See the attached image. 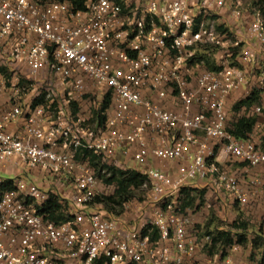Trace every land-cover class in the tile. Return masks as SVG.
I'll use <instances>...</instances> for the list:
<instances>
[{"label":"built area","instance_id":"1","mask_svg":"<svg viewBox=\"0 0 264 264\" xmlns=\"http://www.w3.org/2000/svg\"><path fill=\"white\" fill-rule=\"evenodd\" d=\"M241 1L92 0L86 11H74L68 3L0 0V67L15 72L11 78L0 72V94L8 99L0 111V166L19 163L49 184L42 187L25 174L0 176V264H239L236 255L245 248L238 244L223 258L205 257L211 236L192 230L179 211L184 188L211 190L223 201L226 195L242 209L264 194V150L254 134L243 140L227 131L229 100L246 86L245 70L230 51L219 57L217 71L190 61L198 43L224 42L204 19L193 30L212 12L226 14L238 34L243 30L264 45L262 10L244 9ZM144 15L151 18L148 29ZM250 44L241 60L259 66ZM30 81H50L55 89L36 90L34 82L21 87ZM91 86L96 110L111 93L106 121L95 129L80 111L73 115L72 106ZM32 90L28 100L24 94ZM43 94L46 102L34 105ZM170 100L177 110L164 107ZM263 111L264 99L254 109ZM83 151L119 166L118 158L133 153L149 181L144 203L128 204L120 217L90 205L98 179L92 167L76 161ZM223 156L257 171L250 179L254 191L243 190ZM57 182L70 183L78 198L61 194ZM51 195L69 201L71 221L56 224L40 213Z\"/></svg>","mask_w":264,"mask_h":264},{"label":"trees","instance_id":"2","mask_svg":"<svg viewBox=\"0 0 264 264\" xmlns=\"http://www.w3.org/2000/svg\"><path fill=\"white\" fill-rule=\"evenodd\" d=\"M34 2L40 4H46L50 2H60V3H68L74 11H86L88 9V5L92 0H32ZM255 6L260 7L264 15V0H259L254 3ZM131 7H134L133 5ZM126 10L125 12H128ZM222 17V14L217 12H212L210 15L203 18L200 16L197 19L196 25L194 27V31H198L199 26L197 23L204 19L206 23L210 20L219 19ZM144 26L146 25V29L150 27L151 18L148 15H144L143 17ZM228 19V18H227ZM155 21L159 24L158 19ZM230 22V20L228 19ZM232 22L227 23L224 22L223 25L217 27V31L224 34V42L223 43H198L196 46L191 47L190 49L194 52V56L190 59L193 63L202 62L201 64L207 70L217 71L221 68L218 65V59L222 54L219 52L222 50V53L225 51H230L232 53V60L234 58L235 62L242 64L241 53L248 45V41L246 43L238 40L236 36L237 28H233ZM228 35V36H227ZM230 36L233 38L234 43L231 47L225 48V45L228 42ZM237 38L236 40L234 38ZM238 41V43H236ZM205 47L206 52L200 54L199 50ZM209 49H213L209 56ZM239 52V53H238ZM239 54V55H238ZM239 64H235L239 66ZM255 65V64H254ZM240 67V66H239ZM241 68V67H240ZM257 70H263L259 66L256 65ZM7 67H1L0 72L6 76V78H11V74H8ZM261 75L259 77L260 81ZM261 82V81H260ZM248 83V82H247ZM264 84V81L262 82ZM29 86H33V82H28ZM263 89L255 88L253 89L246 97L238 101L234 106L232 111L238 114H242L236 121H228L227 123V131L234 135L237 139L247 140L250 139L252 134H256V125L259 123V117L264 115V111L261 115H257L254 112L255 106L261 104L263 100ZM45 95L41 96L37 100H35L34 105L42 104L46 102ZM111 104V93L105 95L104 102L101 104L100 109L94 111V118L96 120L97 126H103L107 116L104 114L109 105ZM73 106V115H76L79 111V103L72 102ZM164 107L168 108L166 104ZM229 109L231 111V106L229 102ZM229 111V112H230ZM259 134L254 135L253 141L256 145L264 150V125H262L261 131H258ZM84 157L87 160V163L90 164L92 168H94L99 176L98 178L105 185L115 186V192L112 195H95L92 201L89 203L90 205H101L104 210H106L111 216L120 217L125 212V207L132 203L135 200V191L143 189L145 193H147L148 186V178L144 175L140 170L135 168H119L116 165H108L103 162L102 157L96 156L91 152L83 151L78 156ZM11 185V181L6 182V187ZM208 190L207 189H194V188H184L182 190V204L180 206V213L184 214L188 209H198L199 202L204 203ZM70 204L68 201H65L60 196L51 195L47 202L42 206L40 213L45 215L47 220L53 221L56 224L66 223L73 219V216L70 212ZM248 223H241L240 225L234 223L232 228H240L241 233H236L232 229H217L216 231L201 233L198 227H193L192 230L200 231V235H210L212 241L208 244L204 250L205 256H220L221 258L227 255V250L232 247L234 244H238L243 248H258V245L264 246V233H259V239L257 238L255 241L250 239L247 230ZM158 238V233L154 232L152 236V240H156ZM260 240V241H259ZM253 241V242H252ZM261 259L264 260V251L260 254ZM199 264V263H198Z\"/></svg>","mask_w":264,"mask_h":264},{"label":"rangeland","instance_id":"3","mask_svg":"<svg viewBox=\"0 0 264 264\" xmlns=\"http://www.w3.org/2000/svg\"><path fill=\"white\" fill-rule=\"evenodd\" d=\"M259 0H242L241 1V7L244 9H249L252 6H255L254 3ZM226 14H222V17H219V19L215 20H210L206 25L207 27L214 26V28L217 31V27L220 25H223L224 22L230 23L226 17ZM234 24H232L231 27H233ZM234 28V27H233ZM236 28V27H235ZM234 28V29H235ZM236 30V29H235ZM237 31V30H236ZM240 31V30H238ZM218 32V31H217ZM228 36V35H227ZM237 38H240L242 42L246 43V41H249L251 46L255 49V52L257 54V60L259 63V67L264 70V45H258L254 40H250L246 37V34L243 30H241V33L236 32ZM236 37L234 38L235 40L237 39ZM234 43L233 38L230 36L228 39V42L225 45V48L231 47V45ZM199 50L200 54L203 52H206V49ZM213 49H209L208 53H206L209 56V53ZM220 54L222 53V50L219 52ZM239 53V52H238ZM239 55V54H238ZM0 61L1 56H0ZM233 63L234 64H239L238 62L234 61L233 58ZM239 66L245 70L246 75L248 76V83L246 86L239 91L238 95H233L229 102L231 106V111L228 113V121H236L237 118H239L242 114L235 113L232 111L233 106L246 97L253 89L258 88V89H263L264 90V84L259 81V77L261 75V70L256 69V63L254 65L251 63H240ZM5 67V66H1ZM0 67V68H1ZM262 70V71H263ZM8 74H11V76H15V72H11V70H7ZM16 77H29L28 73L26 74H17ZM36 85V90H42L45 88H54V83L51 84L50 81H47V84L41 83V81H33ZM25 86V88L29 87L28 84H21V87ZM36 94V91L32 90L30 93L25 92V96L28 98V100L32 99L33 96L31 95ZM6 97L5 94H0V97ZM97 97L96 94L94 93V89L91 86L87 92L82 95L81 97H77V101L79 103L80 107V113L78 114V117H81L83 120H88L90 119L91 127L92 128H97L96 127V120L94 118V111L96 110L95 107V101ZM264 99V93H263V98ZM170 103L173 104V106L176 107V103L172 100L169 101ZM262 102V101H261ZM230 108V107H229ZM260 126L264 125V115L259 117L258 120ZM262 128V127H261ZM261 130V129H260ZM259 134L258 130H256V134ZM119 159V158H118ZM88 159H85L84 157H80L79 159L76 158V161L80 163L81 165L83 164H88L87 163ZM222 163L226 166L225 168L231 171L232 173H235L238 178L240 179L242 188L244 191L251 192L254 191V187H252L250 183V179L253 178L256 174L257 171L254 169L248 168L247 164L241 163V162H236L232 161L230 159H227L225 156L221 159ZM112 165H117V167L120 168H130L129 165H122L119 166L117 161H111L110 162ZM91 167V166H90ZM94 169V168H93ZM96 178L98 179L96 190H95V195H112L115 192V186L111 185H105L101 182L99 179L100 177L97 176L98 173L94 169ZM4 177V176H2ZM99 177V178H98ZM208 196H206L204 203L199 202V207L198 209H188L186 213H184V216L190 219V223L192 227H198L201 231V233H207V232H212L216 231L217 229H225V230H233L236 233H241L240 228H232V225L234 223L241 224V223H248V230L247 233L253 241H255L257 238L259 239V233H264V228H263V215H264V194L260 193L257 194V197L254 198L256 201L252 206H249L245 209H242L239 207L237 204L231 205V203L228 201L229 198L226 197V195H223V200H219L217 198V193L213 191H208ZM69 196V195H68ZM71 197V195H70ZM63 199V198H62ZM146 200V193L144 188L140 190L135 191V200L130 203L132 206L137 205V204H142ZM129 214V219H135L137 217V213L134 211H131V209L128 210ZM252 241V242H253ZM260 241V240H259ZM247 250V249H245ZM264 251V246L258 245V248L253 249L252 247L248 251H242V256H245L247 261L250 262H255L259 258L260 254H262ZM206 257V256H205ZM249 263V262H248Z\"/></svg>","mask_w":264,"mask_h":264},{"label":"crops","instance_id":"4","mask_svg":"<svg viewBox=\"0 0 264 264\" xmlns=\"http://www.w3.org/2000/svg\"><path fill=\"white\" fill-rule=\"evenodd\" d=\"M242 63H246V62H243V60H242ZM238 93H236V95H238ZM7 100H8L7 97H2V96L0 97V111H3L7 107ZM166 105H167V107L169 109H176V110L178 109V105H176V107H175L170 102L167 103ZM21 123H22V121H19L17 124L15 123L14 125H12L11 126V131L12 132H17L20 129ZM119 160H120V163H121L120 166L129 165L130 168H135L136 169V163H135L134 158H133V153H129L128 157H126V158L125 157H121V158H119ZM152 164H156L157 165V163L155 161H152ZM158 165L160 167H162V168H166V165H161L159 163H158ZM20 166H21V164L16 163V162L13 163V165L11 167L6 168V169H4V168H2L0 166V176H4L6 178H13L14 176H17L19 174H21V175L22 174L30 175L28 177L30 179H33L40 186H42V187L49 186V184L44 180L42 174H40L39 171H35V172H33V174L30 172V174H29V172H25L24 170H22ZM57 183H58L57 185L59 186L58 189L61 192V194H65L66 193L67 196L69 195L68 197L71 198V199L72 198H78V194L77 193L74 194V196H72V194L70 193V192L73 191V187L71 186L70 183H62V184H60V182H57ZM208 193L209 192H207L206 196H208ZM70 195H71V197H70ZM63 199L65 201H68L64 197H63ZM246 249L247 250L244 249V251L250 250L249 248H246ZM236 259L238 260L239 264H247L248 262H250V261H247L245 256H242V252H240V253H238L236 255ZM198 263L202 264V263H204V260L200 259V261Z\"/></svg>","mask_w":264,"mask_h":264}]
</instances>
